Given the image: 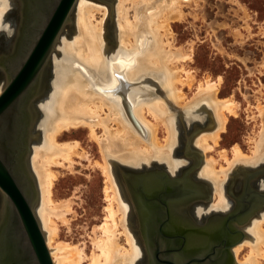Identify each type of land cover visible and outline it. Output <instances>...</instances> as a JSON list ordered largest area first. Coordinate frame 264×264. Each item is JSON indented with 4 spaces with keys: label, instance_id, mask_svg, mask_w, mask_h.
Here are the masks:
<instances>
[{
    "label": "bare ground",
    "instance_id": "obj_1",
    "mask_svg": "<svg viewBox=\"0 0 264 264\" xmlns=\"http://www.w3.org/2000/svg\"><path fill=\"white\" fill-rule=\"evenodd\" d=\"M98 1H77L71 15L73 30L67 25L64 27L51 56L49 83L33 101L35 122L39 115L30 156L39 194L34 211L54 264H83L88 258L84 248L58 241L59 222L68 224V215L73 208L71 199H54L55 182L62 170L76 171L77 157L90 159L79 141L64 140L66 137L88 130L102 159L95 161V166L105 180L107 216L94 231V249L88 264H137L144 250L134 231V206L128 199L121 169L142 173L138 170L150 169L158 163L163 164L171 176L179 175L183 164L174 156L178 128L176 114L170 106H175L174 110L179 114L184 111L192 115L197 112H193L194 108L203 105L201 112L213 115L214 122H210L214 129L202 132L193 142L204 155L220 145L229 116L238 115L239 105L232 96L219 98V83L207 79L198 85L191 99H186L183 92L184 85L192 86L194 76L180 64L192 61V53L175 48L171 40L174 38L172 25L185 20V7L197 0H115L114 7L111 3L109 7L100 3L106 0ZM10 4V0L0 4V30ZM110 12L115 17L114 40L106 31ZM33 18L34 22L40 20V16ZM10 65L15 64L11 62ZM147 75L154 78L162 75L169 96L152 98L144 87ZM188 80L189 85L186 84ZM4 81L0 94L5 87ZM36 90L34 86L28 95ZM29 96L21 101L20 117L17 121L14 118V125L21 129H25L23 112L28 107ZM258 110L263 116V127L251 142V155L235 144L232 157L223 149L219 153L220 160L207 156L195 173V177L209 184L214 192L211 205L197 203L191 208L192 216L199 223L232 206L225 194V186L233 170L255 167L264 161V107L259 104ZM3 129L0 127V135H4ZM162 129L165 131L163 140L160 138ZM22 140L15 141V146L18 147ZM15 160L17 175L24 183L25 192L30 193L24 160L21 156ZM255 186L264 190V178ZM5 204L3 200V208ZM8 212V209L4 211V220L8 218ZM257 214L243 226L245 238L232 248L236 260L245 248L248 250L244 261H238V264H264V211ZM123 237L127 246L122 243Z\"/></svg>",
    "mask_w": 264,
    "mask_h": 264
},
{
    "label": "rangeland",
    "instance_id": "obj_2",
    "mask_svg": "<svg viewBox=\"0 0 264 264\" xmlns=\"http://www.w3.org/2000/svg\"><path fill=\"white\" fill-rule=\"evenodd\" d=\"M10 3L0 30V56L12 51L20 25V3L18 0H10ZM100 3L109 7L110 3L112 6L115 4V0H106ZM185 12L187 14L185 20L172 25L174 38L171 40L175 48H183L185 51L192 53V61H184L180 64L186 71L191 72L192 77L194 76V80L191 81L192 86L184 85L182 88L186 99H191L197 91L198 85L205 83L209 79L215 84L219 83V98L224 99L232 96L238 103L239 108L236 117L229 116L227 130L222 134L220 145L215 151L204 155L193 146V142L202 132L214 129L211 124V122H214L213 115L201 112L203 105L194 108L193 112L196 110L197 112L192 115H188L184 111L179 114L174 110L175 106H170V110H172L173 114H176L175 120L178 128V144L174 147V156L183 164L179 175L195 163L194 151L199 153L197 159L200 161V167L207 156L220 160L219 153L223 149H226L229 156L232 157L231 151L235 144H238L246 154L251 155L253 149L251 142L258 137L263 127V116H260L258 105L261 104L264 107V0H197V3L193 2L185 7ZM98 16L101 17L100 15ZM107 21V36L114 40L115 17L112 12H110ZM9 23L11 27L7 30L12 32L10 38L5 34V26ZM67 27L71 31L73 30L72 17ZM51 69L52 60L50 59L42 77L43 80L41 79L42 83L39 86L40 88L42 87V92L49 83ZM2 70L0 68V86L4 80H7L6 74ZM185 77H183L184 80H186ZM4 84H6V81H4ZM186 84L189 85L190 81L188 80ZM144 87L149 91L148 94H151L152 98L162 97L161 95L164 97L169 96L166 79L162 75L155 78L147 75L144 79ZM182 103L184 104V102ZM198 110L200 111L198 112ZM38 118L39 115H37L35 122L33 111L32 137L35 127L38 125ZM160 138L162 140L165 138L163 129L160 131ZM31 140L32 138L29 141L30 151L26 157V166L34 180L37 200H39L38 187L30 164ZM64 140L79 141L90 159L85 160L77 157L76 171L70 173L67 170H60L62 173L59 174L55 182L54 199L57 201L71 199L73 208V212L68 215L69 223L63 224L59 222L60 234L58 241L84 248L88 258L83 264H88L94 249L92 242L95 236L94 231L98 225L105 221L107 216L106 207L108 202L104 194L105 180L101 170L95 166V161H101L102 159L98 147L89 138L88 130L79 131ZM220 164L224 165L225 163L220 161ZM260 168H264V161L255 167H237L233 170L232 176L225 186V194L231 203L232 199L228 195L227 187L232 177L242 172V169L253 171ZM160 169L167 171L163 164L158 163L153 164L150 169L142 168L138 171L146 172ZM195 173L193 177L198 180L195 177ZM119 175L121 177V174ZM262 178L264 176L255 179V182ZM207 185L209 186L208 188L206 187L209 199L205 203L211 205L214 192L211 186ZM1 199L2 195L0 193V205L2 206L3 200ZM2 208L0 207V210ZM262 211L264 209L260 212ZM134 231L136 232L135 228ZM96 232L98 233V231ZM138 241L140 242V239ZM122 243L127 246L125 239L124 241L122 240ZM247 253L248 250L245 248L237 260L234 257L235 263L238 264V261L243 262ZM144 255L145 253L143 252L137 264H146Z\"/></svg>",
    "mask_w": 264,
    "mask_h": 264
},
{
    "label": "water",
    "instance_id": "obj_3",
    "mask_svg": "<svg viewBox=\"0 0 264 264\" xmlns=\"http://www.w3.org/2000/svg\"><path fill=\"white\" fill-rule=\"evenodd\" d=\"M77 1L19 0L21 18L14 47L11 52L0 56V68L7 77L0 94V127L4 128V135H0V192L2 200L6 201L5 209L0 210V264H54L34 211L37 192L27 170L26 157L32 138L33 101L41 94V79L59 36L70 23ZM36 16H40L39 22H34L33 17ZM11 62L15 64L13 67ZM34 86L37 90L29 96ZM27 96L28 107L23 112L26 124L25 129H21L14 122L20 117L18 108ZM19 139L24 140L17 147L15 141ZM193 155L195 163L182 171L180 177H172L161 169L142 173L121 169L131 203L144 214L143 220L147 223L145 228L148 232L145 233L149 264H222L223 249L229 258L225 264H235L232 248L245 236L236 228H229V225L240 223L243 216L248 221L264 208L260 201L264 196L251 191L247 200L240 201L242 207L230 215L223 233L214 234L208 227H193L191 235L180 232L171 212L208 201L204 190L209 186L193 177L200 168L199 153L194 151ZM18 156L24 160L30 193L25 192L24 183L15 170V158ZM242 172L248 174L249 182L264 176V168L253 171L242 169ZM6 209L9 210L8 218L4 220ZM162 227L174 228L171 233H166ZM214 242H222L223 249H210ZM188 243L191 248H188Z\"/></svg>",
    "mask_w": 264,
    "mask_h": 264
},
{
    "label": "flooded vegetation",
    "instance_id": "obj_4",
    "mask_svg": "<svg viewBox=\"0 0 264 264\" xmlns=\"http://www.w3.org/2000/svg\"><path fill=\"white\" fill-rule=\"evenodd\" d=\"M236 176H238V177H236ZM122 177H124V175ZM177 177H180V175H178ZM234 177H232V179L229 181L228 187H227L228 195L232 199V203H231L232 206L230 207L229 210H227L225 212H215V213L209 215L207 218H205V220L202 223H199L194 218V216H192V214H191V208L195 205V203L192 204V205L183 207L182 209L177 208L176 210L171 212V215L175 218L174 224L178 227L179 231L183 232L184 234L191 235V231L194 229L193 227H208L210 229V231L213 232L214 234H217L219 232L223 233V231L226 230V228H227L228 218L238 208L242 207V205L240 204V201H244L245 199L247 200L246 197H247L248 194H250L251 191L260 192V194H262L264 196V190H261V189H259V188H257L255 186V184H256V182H258V180L256 182H255V180H251L249 182L248 181V174H246L245 172H240L239 174L234 175ZM128 179H131V181H134V179H132V178L128 177ZM204 193H205V195H207V197L209 199L208 190L205 189ZM129 197H130V195H129ZM248 199H250V200L253 199L254 200V198H252V199L248 198ZM260 201L263 202L262 206L264 207V198L261 199ZM255 215H257V213ZM255 215H254V217H255ZM134 218H135V222H136L135 229H136V232L138 234V238H140V242H142L143 247H144L145 259H146L145 263L149 264V256H148V252H147V248H146V243H147L146 233L148 232V229L145 228V224H147V223H145L144 220H143L144 219V214L142 215L136 209V207H134ZM218 219L220 220V222H219ZM241 220H242L241 221L242 223L241 222L240 223H231L230 224L231 227L229 225V228H231V229L232 228H236L237 230H239V231H241L243 233L244 232L243 231V226H246L247 223L250 220H248V221L245 220L244 216L242 217ZM180 222L183 223L182 226L180 225ZM173 228L174 227H171V228L170 227L169 228H167V227L163 228L162 227V231H165L166 233H171L173 231ZM166 242H168V240H166ZM211 245L212 246L210 247V249H212V250L216 249V250L220 251V250L223 249V248H221L222 242H219V243L214 242V243H211ZM188 248H191V245L189 243H188ZM232 252H233V249H232ZM223 253L224 254L221 257L220 261L223 262L222 264H225L229 260V258H228L227 252H225V249H223ZM217 256H218V254H217ZM184 260H186V259H184Z\"/></svg>",
    "mask_w": 264,
    "mask_h": 264
},
{
    "label": "clouds",
    "instance_id": "obj_5",
    "mask_svg": "<svg viewBox=\"0 0 264 264\" xmlns=\"http://www.w3.org/2000/svg\"><path fill=\"white\" fill-rule=\"evenodd\" d=\"M10 27H11L10 23L5 26V34L8 35L9 38L11 37L12 32L11 31H8L7 29H10Z\"/></svg>",
    "mask_w": 264,
    "mask_h": 264
},
{
    "label": "snow or ice",
    "instance_id": "obj_6",
    "mask_svg": "<svg viewBox=\"0 0 264 264\" xmlns=\"http://www.w3.org/2000/svg\"><path fill=\"white\" fill-rule=\"evenodd\" d=\"M5 2V0H0V4H2V3H4Z\"/></svg>",
    "mask_w": 264,
    "mask_h": 264
}]
</instances>
